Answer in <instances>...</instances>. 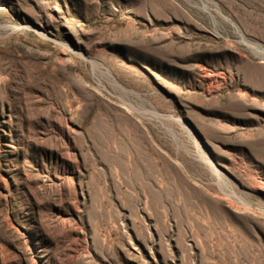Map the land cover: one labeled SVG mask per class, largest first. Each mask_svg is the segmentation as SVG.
I'll use <instances>...</instances> for the list:
<instances>
[{
    "label": "rangeland",
    "instance_id": "374dc122",
    "mask_svg": "<svg viewBox=\"0 0 264 264\" xmlns=\"http://www.w3.org/2000/svg\"><path fill=\"white\" fill-rule=\"evenodd\" d=\"M0 264H264V0H0Z\"/></svg>",
    "mask_w": 264,
    "mask_h": 264
}]
</instances>
